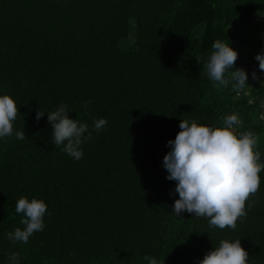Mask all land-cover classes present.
I'll use <instances>...</instances> for the list:
<instances>
[{
  "label": "trees",
  "instance_id": "trees-1",
  "mask_svg": "<svg viewBox=\"0 0 264 264\" xmlns=\"http://www.w3.org/2000/svg\"><path fill=\"white\" fill-rule=\"evenodd\" d=\"M241 28L255 42L234 68L249 73L251 88L233 90L205 66L216 40L247 46ZM258 44L264 49V0H0V95L18 107L13 135L0 139V264L11 253L20 264H148L145 256L197 264L223 239H240L248 264H264V170L247 215L219 229L194 213L174 215L179 197L162 166L180 120L223 127L232 113L242 122L236 133L257 137L264 163ZM61 103L89 126L80 160L54 144L46 115L35 119ZM99 118L107 125L97 132ZM21 196L47 205L44 229L27 243L6 236L23 228Z\"/></svg>",
  "mask_w": 264,
  "mask_h": 264
},
{
  "label": "clouds",
  "instance_id": "clouds-1",
  "mask_svg": "<svg viewBox=\"0 0 264 264\" xmlns=\"http://www.w3.org/2000/svg\"><path fill=\"white\" fill-rule=\"evenodd\" d=\"M212 49L205 66L210 79L225 88L231 84L233 90L251 88L247 85L249 73L234 68L238 52L230 43L216 40ZM254 59L264 76V49ZM251 78L260 79L256 72L251 73ZM69 113L67 106L61 103L47 113L37 110L35 119L39 121L46 115L54 144L74 160H80L83 157L81 145L91 138V132L87 123L70 118ZM17 115L14 99L8 94L0 95V139L13 135ZM241 123L236 113L224 117L223 127L201 124L195 119L180 120V131L167 141L166 147L170 150L162 160L168 173L165 178L175 181L173 192L179 197L172 205L176 217L186 211L197 218H208L212 227L224 229L235 228L237 220L247 215L245 202L259 189V173L264 170V163L260 162V153L256 150L257 137L251 132L234 131ZM106 125L105 118L93 121L97 132ZM15 136L20 140L26 138L23 130L16 131ZM251 206L249 203L248 208ZM15 211L22 214L23 228L16 227L6 236L13 242L27 243L34 232L44 229L47 205L42 199L21 196L16 201ZM144 259L148 264H164L155 257L145 256ZM248 259L249 254L240 239H223L197 264H248ZM8 260L9 264H20L19 253H11Z\"/></svg>",
  "mask_w": 264,
  "mask_h": 264
},
{
  "label": "rangeland",
  "instance_id": "rangeland-1",
  "mask_svg": "<svg viewBox=\"0 0 264 264\" xmlns=\"http://www.w3.org/2000/svg\"><path fill=\"white\" fill-rule=\"evenodd\" d=\"M256 19V20H255ZM261 20V18H259L258 16L256 17V18H254V22L255 21H260ZM238 33L240 34V35H242L244 38H246V41H245V43H247V46L245 47V45H243L242 43H239L238 45H237V52H238V54H239V52H240V49H246V53H250L251 52V50L253 49V47H252V45H251V43L253 44L254 42H255V40H254V38L252 37V35H251V29H249V28H241L240 30H238ZM255 49H261V47H260V44H258L256 47H255ZM262 50V49H261Z\"/></svg>",
  "mask_w": 264,
  "mask_h": 264
}]
</instances>
